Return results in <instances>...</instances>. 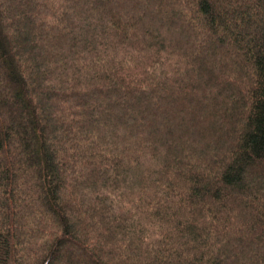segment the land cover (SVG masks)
I'll use <instances>...</instances> for the list:
<instances>
[{
    "label": "trees",
    "instance_id": "16d2710c",
    "mask_svg": "<svg viewBox=\"0 0 264 264\" xmlns=\"http://www.w3.org/2000/svg\"><path fill=\"white\" fill-rule=\"evenodd\" d=\"M0 264H264V0H0Z\"/></svg>",
    "mask_w": 264,
    "mask_h": 264
}]
</instances>
